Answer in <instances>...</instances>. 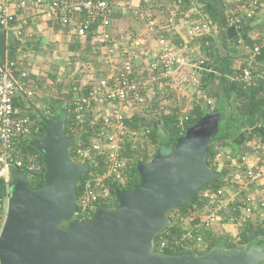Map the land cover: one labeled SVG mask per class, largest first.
<instances>
[{"label":"built area","instance_id":"obj_1","mask_svg":"<svg viewBox=\"0 0 264 264\" xmlns=\"http://www.w3.org/2000/svg\"><path fill=\"white\" fill-rule=\"evenodd\" d=\"M165 1V21L175 25L184 0ZM189 3L194 5L195 0H189ZM261 3L262 0H246L245 13L241 16L234 14L233 22L242 24L253 18ZM114 4L115 0H0V31L6 32L8 44L12 39L19 38L23 32L20 29L16 32L14 23L20 14L28 11L45 21L69 27L71 32L80 36H85L96 25L100 40L106 43L111 39ZM136 13L142 19L149 18L148 13L139 8ZM211 33V21L202 18L188 24L185 37L177 46L165 32L157 34V47L153 53L147 46V40L139 36L129 43L118 42L111 48L108 46L109 58L110 53L117 52L114 45L118 44L121 48L122 57L119 61H107L111 63L112 73L98 83L86 84V92H77L72 98L73 116L68 124V131L75 136L87 133L90 138L87 144L80 141L76 150L75 160L90 164V177L78 198L79 209L74 212V217L91 218L98 207V201L108 200L111 196L112 183L128 182L129 176L125 172L126 142L138 139L144 146L150 130L133 132L128 128L126 119L134 110L150 106L149 98L154 99L158 90L193 93L189 105L183 108L185 111L194 105L213 104L203 81L205 73L210 72L211 67L206 58L198 54V48L208 41ZM243 41L242 37L238 39L239 43ZM261 47L260 44L252 47L251 55L244 60L236 74V78L245 87L252 86L255 82L256 58ZM20 49L18 47L17 52ZM8 53L7 46L6 57H0V180L6 183L8 189L7 196L0 199V208L8 204L13 168L23 170L27 176L43 171L42 154L28 149L27 143L33 135L40 132L44 118L49 120L51 117V111L43 106L37 107L43 111L44 118L22 113L16 106L21 98L33 99L36 90L24 62L19 56L11 58ZM140 64H145L143 76L139 75L137 69ZM186 119L187 117L181 118L180 125L183 126ZM247 144L248 150L223 147L214 157L217 170L228 165L234 166V169L242 173L246 186L264 182V160L260 157H264V141L262 137L255 136ZM201 196L212 206L204 216L199 217L198 226L211 227L219 221L222 211L229 210L237 212L235 223L243 224L246 220L264 217V188L258 198L254 195L242 197L240 190L232 191L225 185L214 190L205 189ZM194 217L187 216L183 219V226L188 230L182 235L173 236L167 232L168 238L160 242L159 248L180 245L185 240L193 239L198 233V226L191 228Z\"/></svg>","mask_w":264,"mask_h":264},{"label":"water","instance_id":"obj_2","mask_svg":"<svg viewBox=\"0 0 264 264\" xmlns=\"http://www.w3.org/2000/svg\"><path fill=\"white\" fill-rule=\"evenodd\" d=\"M7 34L0 31V57H6ZM222 114L213 110L178 138L174 147L158 150L139 162L133 191H115L117 207L98 206L91 218L74 217L77 182L89 163L70 156L74 139L65 134L66 115L48 121L44 135L31 140L43 156L45 182L33 188L27 174L13 168L7 213L0 231V264H259L264 245L214 249L198 256L188 249L163 254L157 236L171 224L169 213L195 204L204 183L220 174L207 161Z\"/></svg>","mask_w":264,"mask_h":264},{"label":"trees","instance_id":"obj_3","mask_svg":"<svg viewBox=\"0 0 264 264\" xmlns=\"http://www.w3.org/2000/svg\"><path fill=\"white\" fill-rule=\"evenodd\" d=\"M188 3L189 0H184L181 9H185ZM147 4V2L141 1L139 9H143V7H146ZM143 10H145L146 12L147 9ZM120 17L121 12L118 11V14H115L113 8L112 25L114 19L117 20L120 19ZM37 19L41 20L40 17H37ZM17 20L14 24L17 23ZM30 21L31 13H29V15L27 16L26 24H31L32 22ZM46 23V26L48 27L53 25H56L57 27L62 26L58 22L46 21ZM21 30L24 33V29L22 26ZM74 36H76L75 40L73 42H70V44L68 45L67 49L69 51L74 52L75 54L78 52L83 53L85 49L89 51H92V49H94L96 54L102 52L100 47L102 41L99 38V32L97 31L96 25L92 26L90 31L85 36H80L75 33ZM29 41L31 40L29 39ZM247 42L250 45H254V42L250 41L249 39L247 40ZM29 43L30 42H28V44ZM21 45L22 42L20 39H12L8 44V55L11 58H17L20 54V52H17V49ZM34 45L36 46L37 42ZM256 60L257 62L264 64V45H262L261 52L257 56ZM29 77L33 79L31 74ZM52 77L55 81H57L56 75H52ZM222 82L226 91V97L215 100L212 105L202 106L198 104L194 105L191 109H188L186 111L181 109L177 105H172L170 108H168V112H165V107L162 106L161 101L154 98L151 107L144 106L142 107V109L139 108L134 110V113L126 119L128 128L133 132H139L147 129H149L150 132L147 134V138L146 136H144L146 138V140H144V146L141 145V142L138 139L128 140L126 142L125 172L129 176V180L128 182L124 183H112L111 196L109 197V199L99 200L97 203L98 206L117 207L118 200L115 196V191L119 188H124L131 192L139 183L140 177L137 169V164L139 162L150 161L160 149L166 152L169 151L170 148L175 146L178 138H180L188 128L193 126L207 113L213 110H219L222 114L219 133L211 140L209 153L207 156L208 163L212 165L213 168L220 174L219 180L215 182L204 183L199 190L197 201L195 204L185 202L179 207V209L172 210L169 213L171 224L157 236L155 241V249L163 254H181L186 250L191 249L198 256H204L214 249L229 251L242 246H249L253 243L264 245V219H258L256 223L249 220L244 221L238 235L235 236L236 240H234V238H232L230 235H227L226 233L220 234V232H213L212 226H198L200 225V216L197 214V212H199L202 208L206 207L207 209H209L210 205L212 206V204H209V202L202 198L201 192L205 189H217L220 186L225 185V179H233V176L230 175L229 165L225 166L221 170H217V166L214 163V157L216 156V154L219 153L223 149V147H226L231 143H235L243 147L245 143H248L255 136L262 137L264 141V79L261 80L259 85H255L254 83L249 87H245L241 81H238L234 83L235 86L231 91L229 89V82L225 78L222 80ZM79 84L80 83L78 82H72L66 91H62V83H55L57 87L56 93H53L50 98H46L45 104L43 105V107H46L51 111V117L49 120H45V118L43 117V111L41 110V108L34 106L35 104L32 99L28 100L25 98H21L20 101L16 103V106L22 113H30L32 116L40 115L44 118V120L41 122L40 132L37 135H33L27 143L28 149L38 151L31 145V140L34 138L42 137L44 135L43 128L45 124L52 118L57 115H66L64 131L66 135L74 139V143L71 145L69 152L70 156L73 159H76V150L79 142L81 141L83 144H87L90 139L87 133H83L81 136H75L68 131V124L73 116L72 98L77 92H86V89L78 90L80 88ZM186 117L187 119L184 121V125H180V119ZM258 122L262 123L261 127L252 130L254 124H257ZM241 138L243 139L241 140ZM44 173L45 164L41 173L35 175L28 174L30 184L33 188H39L44 185ZM237 174V180L242 178L241 172ZM89 177L90 173H87L79 178L77 182L78 198L80 197L84 185ZM7 194V185L3 180H0V199L5 198ZM111 199H113L115 202L111 201ZM78 209L79 205L76 204L74 212H76ZM2 210L3 208H0V214H2ZM236 215L237 212L232 210L222 211L219 221L222 222L223 220L224 223H235L237 222V220L235 219ZM187 216H195L194 221L191 223V228L194 229L196 226H198V233L193 237V239L185 240L180 245L172 244L169 247L160 249V242L168 238L167 232H170L173 236H179L182 235L183 232H186L188 230L187 227L183 226V219ZM199 241H202V244H204V250H199V248L197 247L196 244H198ZM259 264H264V261Z\"/></svg>","mask_w":264,"mask_h":264},{"label":"rangeland","instance_id":"obj_4","mask_svg":"<svg viewBox=\"0 0 264 264\" xmlns=\"http://www.w3.org/2000/svg\"><path fill=\"white\" fill-rule=\"evenodd\" d=\"M120 1L123 2L122 5L119 4ZM139 6V0H115L114 12L115 14H118V11H120L121 17L122 15L123 17L117 20L114 19L111 27V39L109 42H102V45L100 44L102 52L99 54H96L94 49H92V51L85 49L83 53L78 52L76 54L69 51L67 49L68 45L76 38L74 33L70 32L71 29L64 26L57 27L56 25L44 27L42 26L41 21L39 22L37 17L31 14V19H34L33 22L26 26L27 29L18 39L21 40L23 46L19 57L24 62V67L27 68L33 77V87L36 90L35 97L32 99L35 104L33 105L43 106L45 104V99L50 98L53 93H56L57 87L55 83L57 82L62 83V91H66L72 82L80 83V88L78 90H83L86 84L98 83L103 79H106L112 73V66H110L111 63L107 61H119L122 57L120 53L121 48L118 44L114 45L117 52L110 53V58L107 56L111 46L115 43H129L139 36L145 38L147 40L148 48L152 50V53L155 52L157 37L154 33H150V37L146 35L145 32V34L143 33L147 24L144 22L145 19H142L138 13H136V9L140 8ZM143 9H148V7H143ZM143 9L142 11L145 12ZM157 11L158 7L152 10V12L155 13V16L159 15V12ZM29 13L30 12L28 11L25 12L26 17L24 18L26 20ZM135 24L138 26L135 30H130L132 32L126 31L128 30L127 28ZM29 39L31 41H29ZM28 42L30 43L28 44ZM36 42L37 45L35 46L34 44ZM108 46H110V48ZM145 64L143 66H141V64L137 66L140 76L144 75L143 71L145 70ZM52 75L57 76V81L54 80ZM159 91L161 92L162 90L160 89ZM189 94L191 96L193 93L189 92ZM156 100H158V97ZM152 102L153 99L150 97V107L153 104ZM185 106H187L186 103L180 108L183 109ZM234 147L239 148L240 146H236L234 143L228 145V148ZM254 153L256 155L260 154L257 151ZM233 167L234 166H230V175L233 176V179H225V186L232 191L240 190L242 197H245L246 195H254L257 198L260 197L262 189L264 188V182L246 186L243 175L242 178L237 180V173L240 172ZM111 201L114 200L111 199ZM207 211L208 210L205 207L197 212V214L199 216H204ZM6 213L7 206H4L2 210L1 224L4 222ZM252 221L256 223L257 218H254ZM212 226L215 228L216 225L213 224ZM241 226H243L241 223L229 224L224 223L222 220L221 224H219L218 232H221L222 234V231L225 229V231H227L226 233L230 234V236L236 240L235 236L238 235ZM196 245L199 250L205 249L202 241H199Z\"/></svg>","mask_w":264,"mask_h":264},{"label":"crops","instance_id":"obj_5","mask_svg":"<svg viewBox=\"0 0 264 264\" xmlns=\"http://www.w3.org/2000/svg\"><path fill=\"white\" fill-rule=\"evenodd\" d=\"M141 1L148 3L146 12L149 15V18H145L144 22L147 25L143 33L145 32L150 37V33H154L157 36L158 33L165 32L176 46L185 37L188 24L202 18H208L211 21L212 33L208 41L203 42L201 48H198V54L204 56L211 67V71L204 75V87L207 95L213 101L226 97V91L222 82L224 78L229 82L230 91L234 88V83L239 81L236 78V74L244 64V60L251 55L252 47L256 44L264 45V0H262L261 5L257 8L254 17L242 24L234 23L232 18L234 14L241 16L245 13L247 8L246 0H195L194 5L188 3V8L186 6L185 9L181 10L180 15L176 18L175 25H170L165 21L167 13V2L165 0H139V5ZM119 4L122 5L123 2L120 1ZM157 7L159 15L155 16L152 10ZM24 17H26L25 13L19 15L17 23L15 24L16 32L19 29L21 30V26L24 31L27 29L26 26L28 24H26L27 22ZM33 20L31 19L30 22H33ZM37 20L39 22L41 21L42 26H46L47 23L45 20ZM137 27V24L132 25L126 31L132 32L130 30H135ZM240 37L244 39L241 43L238 42ZM248 39L253 41L254 45H250L247 42ZM155 46L157 47V41ZM22 47L21 45L19 52H21ZM255 75L254 83L255 85H259L261 80L264 79L263 63L257 62ZM157 97L162 102V106L165 107V112H168V108L172 105H177L178 107H182L185 103L189 105L188 102L190 100L189 92H173L167 89H163L161 92L158 90L155 98L157 99ZM260 123L254 124L252 130L260 128ZM235 145L238 146V144ZM239 148L248 150L249 146L245 143L243 147L240 145ZM1 217L2 214H0V231L2 228ZM219 224H221L220 221L214 223L216 226L215 228L212 226L213 232H218ZM222 232L224 234L227 231L224 229ZM226 234L230 235L228 233Z\"/></svg>","mask_w":264,"mask_h":264}]
</instances>
